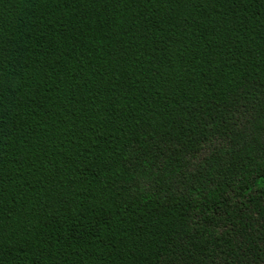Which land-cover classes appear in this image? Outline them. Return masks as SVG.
I'll list each match as a JSON object with an SVG mask.
<instances>
[{"label": "trees", "instance_id": "1", "mask_svg": "<svg viewBox=\"0 0 264 264\" xmlns=\"http://www.w3.org/2000/svg\"><path fill=\"white\" fill-rule=\"evenodd\" d=\"M0 264H264V0H0Z\"/></svg>", "mask_w": 264, "mask_h": 264}]
</instances>
